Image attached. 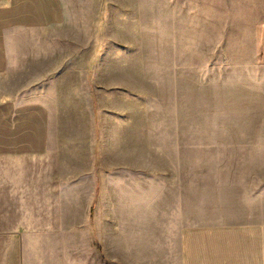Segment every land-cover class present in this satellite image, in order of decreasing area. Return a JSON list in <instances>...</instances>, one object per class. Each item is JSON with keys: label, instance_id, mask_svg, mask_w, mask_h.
<instances>
[{"label": "rangeland", "instance_id": "374dc122", "mask_svg": "<svg viewBox=\"0 0 264 264\" xmlns=\"http://www.w3.org/2000/svg\"><path fill=\"white\" fill-rule=\"evenodd\" d=\"M56 2L55 85L99 147L102 263L186 264L196 229L204 248L264 191V0Z\"/></svg>", "mask_w": 264, "mask_h": 264}, {"label": "crops", "instance_id": "0c3cea01", "mask_svg": "<svg viewBox=\"0 0 264 264\" xmlns=\"http://www.w3.org/2000/svg\"><path fill=\"white\" fill-rule=\"evenodd\" d=\"M56 1L0 0V264H117L111 250L102 263L95 246L105 230L95 214L97 140L71 133L77 122L61 98L69 88L55 85L54 34L64 28ZM253 46L264 66V22ZM251 198L233 225L206 231L204 248L195 230L186 264H264V191ZM116 223L110 218L113 237Z\"/></svg>", "mask_w": 264, "mask_h": 264}]
</instances>
